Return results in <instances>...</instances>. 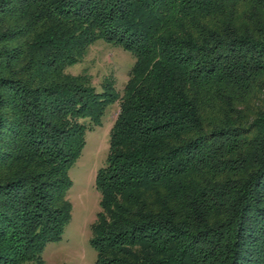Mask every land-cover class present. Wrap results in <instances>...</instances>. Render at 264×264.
<instances>
[{"label": "trees", "instance_id": "16d2710c", "mask_svg": "<svg viewBox=\"0 0 264 264\" xmlns=\"http://www.w3.org/2000/svg\"><path fill=\"white\" fill-rule=\"evenodd\" d=\"M100 39L135 58L123 94L67 71ZM115 102L96 264H264V0H0V264L61 239Z\"/></svg>", "mask_w": 264, "mask_h": 264}, {"label": "rangeland", "instance_id": "374dc122", "mask_svg": "<svg viewBox=\"0 0 264 264\" xmlns=\"http://www.w3.org/2000/svg\"><path fill=\"white\" fill-rule=\"evenodd\" d=\"M134 62L130 51L100 39L90 45L84 58L69 66L67 71L87 73L99 90L106 78L113 77L116 89L123 94ZM118 113L119 102H115L107 108L102 125L87 131L83 152L69 170L72 186L68 197L73 205L72 219L61 239L46 245L43 261L25 264H96L97 252L91 244L92 224L100 211L96 174L107 162L110 129Z\"/></svg>", "mask_w": 264, "mask_h": 264}]
</instances>
